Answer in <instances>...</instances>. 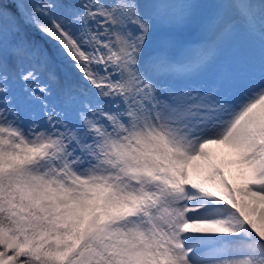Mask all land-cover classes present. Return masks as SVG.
<instances>
[{"label":"snow or ice","instance_id":"snow-or-ice-1","mask_svg":"<svg viewBox=\"0 0 264 264\" xmlns=\"http://www.w3.org/2000/svg\"><path fill=\"white\" fill-rule=\"evenodd\" d=\"M0 264H264V0H0Z\"/></svg>","mask_w":264,"mask_h":264},{"label":"rangeland","instance_id":"rangeland-1","mask_svg":"<svg viewBox=\"0 0 264 264\" xmlns=\"http://www.w3.org/2000/svg\"><path fill=\"white\" fill-rule=\"evenodd\" d=\"M36 2H39V0H36ZM57 2H75V0H57ZM254 2H256V1L254 0ZM25 31H26V39L30 43H33V44H35V45H37L39 47H46L47 46L46 43H45V38L36 29L29 28V29H26ZM61 75L62 76H67L68 79H72L71 74L63 66L61 67ZM229 181L231 183H237V184L240 183V181L237 180V179L235 181H231L229 179Z\"/></svg>","mask_w":264,"mask_h":264},{"label":"bare ground","instance_id":"bare-ground-1","mask_svg":"<svg viewBox=\"0 0 264 264\" xmlns=\"http://www.w3.org/2000/svg\"><path fill=\"white\" fill-rule=\"evenodd\" d=\"M256 3H259V0H255ZM199 3L201 4H204V5H207V6H211V5H214L216 3H218V0H198ZM207 11V9L205 10ZM195 38V37H193ZM241 42H242V39L243 38H238ZM14 70V69H13ZM224 175L226 178L230 179L231 181H235V176H236V170L235 168H225L224 169Z\"/></svg>","mask_w":264,"mask_h":264}]
</instances>
